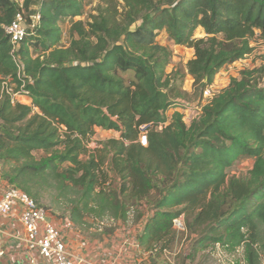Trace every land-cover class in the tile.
Instances as JSON below:
<instances>
[{
	"label": "trees",
	"instance_id": "obj_1",
	"mask_svg": "<svg viewBox=\"0 0 264 264\" xmlns=\"http://www.w3.org/2000/svg\"><path fill=\"white\" fill-rule=\"evenodd\" d=\"M93 1L44 0L32 15L35 0H0V86L10 79L31 101L1 94L4 178L36 202L57 189L75 222L84 214L126 220L132 205L155 191L139 236L153 261L171 249L179 234L172 219L183 214L180 234H196L192 252L215 242L234 252L242 245L245 263L260 264L264 65L231 76L188 124L180 108L185 75L201 95L224 66L251 54L253 38L264 40V0H101L107 7L90 22L73 19ZM18 12L26 29L13 50L6 27ZM198 28L201 37L194 36ZM162 30L193 50L184 71H166L172 52L156 40ZM141 125H148L146 146L138 141ZM96 128L120 135L89 149ZM241 158H251V167L230 175Z\"/></svg>",
	"mask_w": 264,
	"mask_h": 264
},
{
	"label": "built area",
	"instance_id": "obj_2",
	"mask_svg": "<svg viewBox=\"0 0 264 264\" xmlns=\"http://www.w3.org/2000/svg\"><path fill=\"white\" fill-rule=\"evenodd\" d=\"M35 18L38 19L39 16ZM25 29V18L22 12H18L13 22L6 27L13 50L19 46ZM14 61L18 67L19 77L23 64L17 55ZM15 88V84L10 79L3 80L0 86V97L1 94L6 93L11 102L19 100L30 105L28 92L23 89L16 91ZM211 96L208 88L204 89L200 95V104L194 106L196 114L194 116L183 114L184 122L188 124L198 116L201 105ZM22 98H24L23 101ZM184 106H188L187 109L192 107L183 101L182 108ZM147 127L148 125L139 127L138 141L143 146L147 144ZM161 127L162 125H159V129ZM133 211L128 212L126 221ZM144 224L143 217L136 224L133 237L118 242L112 241L110 244L106 240L101 243L98 240L87 239L76 232L70 235L67 227L58 225L50 217L48 208L40 205L27 192L4 178L0 164V260L11 254L9 264H194L188 258L181 263H174L168 258L165 261L163 259V262L153 261L150 258V252L145 251L139 242ZM172 228L176 233H186L183 214L172 219ZM213 248L220 253L226 249V246L215 242ZM242 250L240 245L236 247L235 253L241 255ZM169 253L170 251L164 249L162 256H167ZM138 254H146L148 258H138ZM238 261L239 264H246L243 258H238ZM237 263L234 259H230V264Z\"/></svg>",
	"mask_w": 264,
	"mask_h": 264
},
{
	"label": "rangeland",
	"instance_id": "obj_3",
	"mask_svg": "<svg viewBox=\"0 0 264 264\" xmlns=\"http://www.w3.org/2000/svg\"><path fill=\"white\" fill-rule=\"evenodd\" d=\"M44 0H35L33 6L31 7L30 13L32 15L36 14V9L39 6V3ZM18 4L22 3V0H16ZM120 2V1H119ZM83 13L75 16L74 20H82L84 22L91 21L89 17L91 14L96 15L98 9L107 7V3L101 0H95L92 3H83ZM119 12H122L123 7L121 4L117 7ZM25 15L28 16V12H25ZM36 17V16H35ZM120 19L121 16L118 15ZM37 21V18H36ZM140 22H136L131 25V29L138 25ZM69 26V22L60 24L62 29L63 37L62 42H67V34L65 29ZM195 37L203 36L201 31L196 30L194 33ZM156 40L163 45H167L172 52L170 63L166 67L167 72L174 71L175 69L184 71V64L188 59L193 56V50L186 46L174 45L171 40L167 38L165 31H159ZM253 46V51L251 54L246 56L244 59L238 60L235 63L224 66L213 79V83L208 87L210 96L217 92L219 89L223 88L229 81L231 76H238V72L243 68H251L254 66L264 65V40L253 38L251 41ZM192 79L190 76L185 75L181 81V88L185 90V104L191 105L190 109L180 108L184 116H194L196 114L195 105L200 104V90L192 86ZM24 99H22L23 101ZM171 113H169L170 115ZM186 114V115H185ZM120 135L119 132L113 130H105L101 128H96L95 135L92 137V140L88 143L89 149H94L98 142L109 139V138H118ZM252 159L251 158H241L236 161L229 169L228 172L230 175H242L245 174L248 169L251 167ZM1 168L4 167L1 164ZM112 186H115L116 183L112 182ZM59 191L55 188H49L48 190L42 191L38 203L48 207V213L50 217L56 221L60 226L67 227V231L71 235L76 232L79 235L90 239L98 240L101 243L105 240L110 244L112 241H121L125 238H130L136 232V224L143 216H146L152 207L150 201L155 198V191H151L141 202H138L132 205L131 210L133 214L126 220H115L105 215L103 217H93L91 214H84L82 219L79 222H75L71 218V212L74 210L72 204L67 201H63L58 196ZM130 210V211H131ZM260 237L264 243V224L259 226ZM133 237V236H132ZM192 237H196V234L191 236L187 234H177V238L173 243L170 253L167 256H162L158 258V261L164 259H170L174 263H181L186 258L191 260L194 264H230V259L238 261V258L241 256L238 253H235L232 250L225 249L223 252L218 253L211 243L208 245L203 244L199 246V249L196 252H192ZM220 243V242H219ZM222 244V243H221ZM138 258H148L146 254H138ZM259 258L261 259L260 264H264V248L259 249Z\"/></svg>",
	"mask_w": 264,
	"mask_h": 264
},
{
	"label": "crops",
	"instance_id": "obj_4",
	"mask_svg": "<svg viewBox=\"0 0 264 264\" xmlns=\"http://www.w3.org/2000/svg\"><path fill=\"white\" fill-rule=\"evenodd\" d=\"M197 30H198V31H201V32L203 33L202 28H198ZM22 99H24V98H22ZM22 99H21V100H22ZM34 255L37 256V254H34ZM10 258H12V257H11V254L7 255L5 258H2V259L0 260V264H9L8 261H9Z\"/></svg>",
	"mask_w": 264,
	"mask_h": 264
}]
</instances>
